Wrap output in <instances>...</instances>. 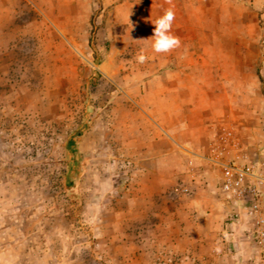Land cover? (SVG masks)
Instances as JSON below:
<instances>
[{"label": "rangeland", "instance_id": "obj_1", "mask_svg": "<svg viewBox=\"0 0 264 264\" xmlns=\"http://www.w3.org/2000/svg\"><path fill=\"white\" fill-rule=\"evenodd\" d=\"M255 1H38L82 55L47 43L52 27L43 43L35 36L24 43L15 28L0 32V264L107 263L92 217L96 191L114 194L124 181L123 157L108 146L121 131L113 103L133 93L125 74L147 66L155 20L168 9L174 49L209 57L194 69L221 68L229 90L232 106L215 149L223 161L264 170L262 30L246 27L258 18ZM240 35L247 43L241 53Z\"/></svg>", "mask_w": 264, "mask_h": 264}, {"label": "crops", "instance_id": "obj_2", "mask_svg": "<svg viewBox=\"0 0 264 264\" xmlns=\"http://www.w3.org/2000/svg\"><path fill=\"white\" fill-rule=\"evenodd\" d=\"M38 1L0 0V32L15 28L24 43L30 36L43 43L52 27L47 43L68 44L82 55ZM253 6L258 18L246 27L250 34L255 26L262 30L264 78V0ZM235 46L247 50L242 35ZM146 53L147 66L125 74L133 93L125 103H113L121 131H114L108 146L123 157L124 181L114 194H94L92 231L106 264H264L251 218L228 199L221 168L210 161L215 132L232 106L221 68L196 71L195 61L209 57L189 49L157 53L147 47Z\"/></svg>", "mask_w": 264, "mask_h": 264}, {"label": "built area", "instance_id": "obj_3", "mask_svg": "<svg viewBox=\"0 0 264 264\" xmlns=\"http://www.w3.org/2000/svg\"><path fill=\"white\" fill-rule=\"evenodd\" d=\"M222 171V189L228 199L241 203L254 227L255 240L264 245V170L258 163L226 162L217 149L210 158Z\"/></svg>", "mask_w": 264, "mask_h": 264}, {"label": "clouds", "instance_id": "obj_4", "mask_svg": "<svg viewBox=\"0 0 264 264\" xmlns=\"http://www.w3.org/2000/svg\"><path fill=\"white\" fill-rule=\"evenodd\" d=\"M174 12L171 9L166 10L155 20L153 35L150 37L152 49L157 53L168 52L178 46L179 40L171 33ZM130 23V22H129ZM131 24V23H130ZM132 26V24H131ZM141 61L145 59L143 55L139 57Z\"/></svg>", "mask_w": 264, "mask_h": 264}]
</instances>
